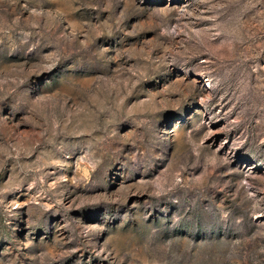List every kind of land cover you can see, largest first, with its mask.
Masks as SVG:
<instances>
[{
    "label": "rangeland",
    "instance_id": "374dc122",
    "mask_svg": "<svg viewBox=\"0 0 264 264\" xmlns=\"http://www.w3.org/2000/svg\"><path fill=\"white\" fill-rule=\"evenodd\" d=\"M0 264H264V0H0Z\"/></svg>",
    "mask_w": 264,
    "mask_h": 264
}]
</instances>
